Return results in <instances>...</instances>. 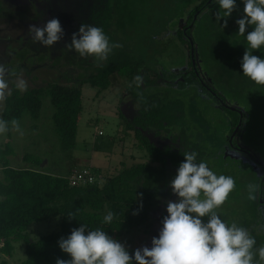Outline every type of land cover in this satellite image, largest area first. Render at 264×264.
<instances>
[{
  "label": "trees",
  "instance_id": "16d2710c",
  "mask_svg": "<svg viewBox=\"0 0 264 264\" xmlns=\"http://www.w3.org/2000/svg\"><path fill=\"white\" fill-rule=\"evenodd\" d=\"M108 8L111 13L105 25L109 23L123 31L125 39L135 37L134 33L128 30L135 31L140 37V46L144 40L139 33L140 29L153 31L150 37L158 31L155 35L162 36L164 22H170L169 28H174V36L182 48L186 44L188 49L192 46L184 39L189 36L195 45V52L200 56L207 84L219 90L220 99L229 100L245 110L237 136L264 160V86L252 82L243 75L241 69V61L248 48L246 35L253 30L247 27L245 36L238 34L236 21L245 15L241 0H236V8L232 15L226 18V27L224 19L219 20L223 12L213 0H110ZM198 11L200 13L191 30L186 34L183 30H177L181 18L188 15L187 27ZM10 14H3L0 8V18H10ZM253 54L264 57V49L254 51ZM17 55L22 61L23 54L20 52ZM146 63V56L135 58L131 52L120 49L111 52L106 61H96L78 67L80 71L75 75L73 82L51 83L45 90L32 89L23 93L12 85L3 103L1 119L9 122L13 119L20 121L26 113L31 120L38 119L42 97L46 95L54 109L52 122L60 147L70 151L75 148L81 120L82 87L89 85L101 92L109 89L113 75L128 80L133 78V84L126 87V92L134 106L139 105V115L129 120L122 111H119L118 115L125 118L126 128L134 132L138 147L148 155L149 162L123 168L102 183L96 180L93 184L71 186L65 176L48 174L33 167H11L10 158L14 151L11 144L5 142L0 148L1 254L11 257L13 243L22 241L25 259L20 264H56L58 259L68 261L70 256L62 252L58 242L62 238L66 239L72 230L78 229L81 224L87 225L89 230L103 229L122 244L125 236L147 227L154 200L171 184L180 163L184 160L185 152L198 153L197 162H209L211 156H217L224 162L234 160L229 156L224 158L222 151L225 149L224 145L228 147L227 135L232 133L238 124V113L223 108L230 117V123L224 129L225 133L220 141L218 140V144L213 142V145L207 148L200 135L197 134L195 138V126L192 123L190 124L183 115L169 111L166 100L156 101L155 86H159L156 79L161 80L160 78L167 76H163L165 72L159 73L154 62L150 61L147 65ZM137 75L143 79L139 87L135 83ZM182 79L180 84L197 82L193 72H190L188 77L182 76ZM10 129L9 123V131L6 132L8 137ZM143 131H148L149 135H145ZM161 131L171 135L169 144L159 145L152 140L153 137L160 136ZM221 146L223 149L220 152ZM216 147L217 150H214ZM23 160L36 166L42 162L32 154L25 155ZM73 171L68 172V175ZM90 172L95 175L94 171ZM231 177L235 181L236 190L245 187L241 180L246 183L247 180L258 178L251 168L234 171ZM237 199L238 197L228 196L222 208L226 205L228 210L231 207L239 211L242 207L236 204ZM250 205L252 210H246L248 215L243 216L244 220L240 223L243 226L240 227L247 229L248 226L249 233L256 240L255 248L259 249L264 247V213L254 209L258 203ZM109 211L115 213V218L111 224H105L103 218ZM241 212L244 213V210ZM55 218H60L57 232L35 241L31 240L27 234L31 224ZM221 219L226 224L230 221L228 216ZM238 222L236 220L237 225ZM255 259L259 264H264V261L259 260L258 254ZM0 264L8 262L2 260Z\"/></svg>",
  "mask_w": 264,
  "mask_h": 264
},
{
  "label": "rangeland",
  "instance_id": "374dc122",
  "mask_svg": "<svg viewBox=\"0 0 264 264\" xmlns=\"http://www.w3.org/2000/svg\"><path fill=\"white\" fill-rule=\"evenodd\" d=\"M94 1L95 3L99 2L97 10H92ZM38 3L41 5L36 8L33 6L32 0H0L3 14L11 13L10 18H0V64L14 69L16 72L15 76L9 78L8 93L17 78L26 81V91L45 90L51 83L73 82L75 75L80 71L78 67L96 62L94 57H81L74 50L68 48L73 34L79 32L82 24L101 27L109 37L110 43L119 45V47L113 48L112 52L122 49L131 52L135 58L146 56V65L152 61L159 67L157 64L159 61L165 69L173 67L177 69L185 62V58L180 53L181 48L170 37L173 32L167 34V37H163L165 31L162 36L150 37L153 31L146 30V28L140 29L139 33L144 37L141 42L143 45L140 46V37L135 31L128 30L134 33L135 37L125 39L123 31L121 32L109 23L105 25L111 11L106 7L107 3L104 0H41V3L40 1ZM53 18L66 24V26L65 24L62 26L63 38L52 47L34 42L29 33L30 26L43 27ZM169 30L171 31V29ZM145 35L148 36L145 37ZM131 46H135L134 49H129ZM146 48L148 49L146 50ZM184 48L187 50L186 47ZM145 51H147L146 54ZM20 52L24 57L22 61L17 55ZM132 80L133 78L128 80L113 75L110 78L111 86L105 91L99 92L98 89L89 85L82 87L81 120L75 148L70 151L62 150L60 147L59 138L52 122L54 109L49 97L43 95L38 119L31 120L29 114L26 113L19 121L21 131L17 132L11 127L9 137L7 133L0 134V148L8 141L14 151V155L10 158V166L16 169L33 167V169L42 170L48 174L55 173L67 177L69 171L86 168L94 171V179L98 180V183H102L123 168L149 162L148 155L138 147L134 132L126 128L125 118L118 115L119 111L124 112V110L129 119L134 115L133 107L135 106L124 90L133 84ZM156 81L163 82V79H156ZM179 97L185 107V112L188 113V106L191 104L189 107L196 111L197 118L205 123L209 122L213 127H219L216 137L211 133L208 136L213 138V142L220 141L225 128L224 122L216 114L217 110L210 103L208 105L198 101L196 97H190L189 91H185L182 97ZM190 99L193 103H190ZM3 103L4 101L0 102V115ZM181 110L182 106L178 107L175 113H180ZM158 142L163 143V141ZM27 154L39 157L42 161L40 165L26 163L23 158ZM242 158L244 157L242 156ZM222 162H217V164L213 162L209 165H223ZM215 169L219 170L217 166ZM241 182L246 185L244 180ZM246 188L247 186L242 190L235 191L239 197L237 205L246 201L248 197ZM262 199L264 200V196ZM160 205H162V211ZM166 209L167 204L162 203L157 197L154 200V207L150 212L147 227L125 236L122 245L130 255H134L137 249L151 248L153 238H158L163 227L164 217L161 214H167ZM59 223L60 218L33 223L29 226L27 234L31 240L35 241L42 236L57 232ZM1 246L2 242L0 241ZM13 247L11 257L0 253V261L5 260L8 264L23 262L25 259L24 243L22 241L15 242Z\"/></svg>",
  "mask_w": 264,
  "mask_h": 264
},
{
  "label": "clouds",
  "instance_id": "9594fccd",
  "mask_svg": "<svg viewBox=\"0 0 264 264\" xmlns=\"http://www.w3.org/2000/svg\"><path fill=\"white\" fill-rule=\"evenodd\" d=\"M219 6L227 26V17L236 8V0H213ZM245 15L236 21L238 34L245 36L247 27L253 30L246 35L248 48L241 61L243 75L257 85L264 86V57L254 51L264 49V0H241ZM29 33L34 42L52 47L59 42L64 31L58 19H51L43 27L30 26ZM109 37L101 27L81 25L72 36L70 50L81 57H94L106 61L113 48ZM14 69L0 64V102L7 98L9 78L15 76ZM136 86L143 83L141 76L135 78ZM14 86L20 92L27 90L24 79L17 78ZM9 123L17 132L21 131L19 121L0 119V134L9 131ZM198 153L185 152L177 174L171 181V189L178 197L177 202L167 204V215L158 238L152 246L137 249L134 255L108 232L97 228L89 230L81 224L73 229L66 239L58 244L70 260L58 259L56 264H259L264 261V247L255 248L256 240L249 231L236 223L226 224L215 211L224 204L235 188L231 176L217 175L207 162H197ZM258 185H249V198L255 199ZM115 213L109 211L103 218L111 224ZM204 218H207L206 220Z\"/></svg>",
  "mask_w": 264,
  "mask_h": 264
},
{
  "label": "flooded vegetation",
  "instance_id": "af4514ba",
  "mask_svg": "<svg viewBox=\"0 0 264 264\" xmlns=\"http://www.w3.org/2000/svg\"><path fill=\"white\" fill-rule=\"evenodd\" d=\"M14 1V0H12ZM41 0H32L33 6L36 8H39L41 4H39L38 2ZM107 3L106 7L110 6V0H104ZM11 4V2H10ZM97 4V7H96ZM93 9L92 10H97L98 6H99V2L95 3V1L92 4ZM91 6V8H92ZM189 10V9H187ZM200 12L198 11L194 16L193 19L191 21V23L186 27V20L188 18V15H185L184 18L180 19V22L177 25V30H183V33L186 34V32L188 30H191L193 28L194 22L196 20L197 15ZM61 26H64V22L60 21ZM76 23V21H75ZM166 24H164L163 27V32L165 31V34L163 35V37H167V34L169 35L171 32H173V35L170 37L173 38L174 42L176 44H178V46L181 48L182 51H180V53H182L183 57L185 58V62L181 65L178 66L177 69H175L174 67L171 69H165L164 66H162L159 61H158V65L159 67H157L159 69V73L160 72H165V75L163 76H167V78H160L163 79V82H159V86H155L156 88V95H155V99L158 102H161L163 100H166V105L169 109V111L173 112L176 115H183L185 117L186 120L189 121V123L193 124L195 127L193 128L194 132H195V138L196 135H200L203 140H204V145L209 148L213 145V138H209L208 134L211 133L214 137H216L217 134V130L219 129V127H213L210 125L209 122H204L202 120H200L199 118H197L196 115V111L192 108H190L189 106H191V104H189L188 106V113L184 111L185 107L184 105L181 103L180 101V97H182V94H184L185 91H189V96L190 97H196L198 99V101H202L206 104L209 105V103L213 106L214 109L217 110V115L221 118V120L224 122V128L227 127V125L230 123V117H228L227 113L225 112L224 109L227 110H231L234 112H237L239 115V119H238V124L240 123L239 127L238 124L236 125L235 129L237 128L236 132L235 129L233 130L232 133H230L229 135H227V140H228V147H226L224 145V151H222L223 147L220 148V152H223V156L225 157H230L233 158V161H229V162H222V160L219 157H213L211 156V158H209V164L215 162V164H217V162H222L223 165H209V167L217 174V175H225V176H232L234 171H241V168H251V170L253 172H255L256 176L258 178L254 179V180H247L246 181V185L249 188V185H258V190L254 193L255 199H250L249 198V189L248 190V197L246 199L245 202L239 204L238 207H242V209H240L238 211V209H231L230 210L227 209L226 205L224 206V208H222L223 206H220L218 209H216L215 211L220 214H218V216L220 218H222L223 216H228V219L230 221L227 222V224H229V222L232 223H236V220L239 221L238 222V226H243L241 225V221L244 220L243 216L246 217V215H248V212L246 210L251 209L252 210V205L258 203L259 205L257 207H254L255 210L259 209L260 212L263 214L264 213V200L262 199L264 196V160L261 159L260 156L257 155L256 151L253 150L252 148H250L249 146H247L246 144H244L241 140H240V136H237L239 129L242 126V119H243V114L245 112V110L243 108H241L240 106H238L235 103H231L229 100H222L219 98L218 92L219 90L211 85H208L206 82V77L204 75V72L202 70L201 67V61H200V56L198 54V52H195V45L192 42V39L189 36H185L184 39L186 41H188V43H190L192 46H190V48H187V44L185 45V47L187 48V50H185V48L183 49L181 44L179 43L178 39H176V37L174 36V28H169L170 27V22H165ZM72 24L74 26V23L72 21ZM66 26V24H65ZM69 27V25H68ZM171 29V31L169 30ZM174 30V31H173ZM155 33L151 36V37H155ZM155 41V40H154ZM153 41V42H154ZM146 44V42H145ZM153 45V43H152ZM148 48H146L147 50ZM190 64V65H189ZM176 67V66H175ZM190 72H193L195 75V79L197 80V82H194V84H180L179 81H182V76L188 77V75L190 74ZM173 74V75H171ZM161 75V74H160ZM171 75V76H170ZM162 76V75H161ZM172 76H174L172 78ZM130 86V85H129ZM126 92V88L124 89ZM127 94V97H129V94ZM128 99V98H127ZM130 101H132L131 98H129ZM190 103H193V101L190 99L189 100ZM139 105H136L135 107H133V112L134 115L131 117H136L139 115ZM182 106V110L180 111V113H175V110ZM224 108V109H223ZM123 112V111H122ZM187 113V114H186ZM123 114L125 115L126 119L129 120V118L127 117V112H123ZM130 118V119H131ZM197 118V120H196ZM126 123V121H125ZM197 129V130H195ZM145 135H149L148 131L146 133V131H143ZM225 133V132H223ZM153 134V133H152ZM161 135L158 137H153L152 140L155 141L156 144L159 145H166L169 144V138H171V135H168L166 133V131H161L160 133ZM232 138V142L230 144V139ZM160 139V140H158ZM158 141H163V143H159ZM214 143H218V142H214ZM239 143V144H238ZM240 145H242V147H239ZM214 148V147H213ZM217 150V147L214 149ZM232 151V152H231ZM228 152V153H227ZM230 154V155H228ZM242 156L244 158H242ZM215 166H217V169H215ZM171 184L167 185L166 187V191L163 192L160 196H158V198L160 199V201L162 203H166L168 204L169 202H177L178 201V197L176 195L173 194L172 189L170 187ZM236 189L234 188L233 191L229 194L230 197H237L236 195ZM239 198V197H238ZM164 206V205H163ZM237 207V206H236ZM162 205H160V210L162 211ZM241 210H244V213L241 212ZM167 214L162 213L161 216L165 217ZM205 220L207 218H204ZM250 221V220H248ZM226 223V222H225ZM262 227V226H261ZM260 227V228H261ZM247 230L249 231V228L247 226Z\"/></svg>",
  "mask_w": 264,
  "mask_h": 264
},
{
  "label": "built area",
  "instance_id": "2783aa9c",
  "mask_svg": "<svg viewBox=\"0 0 264 264\" xmlns=\"http://www.w3.org/2000/svg\"><path fill=\"white\" fill-rule=\"evenodd\" d=\"M69 184L71 186L77 185V186H82L85 184H93L96 179H94V176L90 172L89 169H77L74 170L70 175L67 177Z\"/></svg>",
  "mask_w": 264,
  "mask_h": 264
},
{
  "label": "water",
  "instance_id": "95a60500",
  "mask_svg": "<svg viewBox=\"0 0 264 264\" xmlns=\"http://www.w3.org/2000/svg\"><path fill=\"white\" fill-rule=\"evenodd\" d=\"M239 125H240V123L238 124V127H239ZM238 127H237V128H238ZM237 128L235 129V131H234V132H236ZM232 138H233V137H231V139H230V144H231V142H232V141H231V140H232Z\"/></svg>",
  "mask_w": 264,
  "mask_h": 264
},
{
  "label": "crops",
  "instance_id": "0c3cea01",
  "mask_svg": "<svg viewBox=\"0 0 264 264\" xmlns=\"http://www.w3.org/2000/svg\"><path fill=\"white\" fill-rule=\"evenodd\" d=\"M69 172H70V171H69ZM52 175H58V174H55V173H54V174H52ZM67 175H68V174H67ZM65 177H67V176H65Z\"/></svg>",
  "mask_w": 264,
  "mask_h": 264
}]
</instances>
